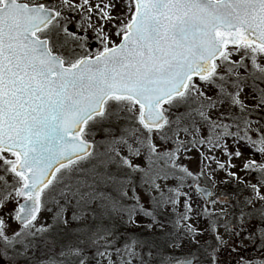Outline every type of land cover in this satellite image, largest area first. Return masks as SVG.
Here are the masks:
<instances>
[{"label": "snow or ice", "instance_id": "obj_1", "mask_svg": "<svg viewBox=\"0 0 264 264\" xmlns=\"http://www.w3.org/2000/svg\"><path fill=\"white\" fill-rule=\"evenodd\" d=\"M0 264H264V0H0Z\"/></svg>", "mask_w": 264, "mask_h": 264}]
</instances>
